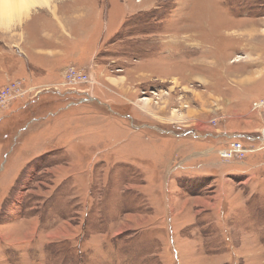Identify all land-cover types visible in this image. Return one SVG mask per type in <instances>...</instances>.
<instances>
[{
	"label": "rangeland",
	"instance_id": "374dc122",
	"mask_svg": "<svg viewBox=\"0 0 264 264\" xmlns=\"http://www.w3.org/2000/svg\"><path fill=\"white\" fill-rule=\"evenodd\" d=\"M64 1L83 67L25 71L26 35L64 36L51 10L0 32V264H264V141L234 136H264V55L232 22L264 0H206L197 23L201 0Z\"/></svg>",
	"mask_w": 264,
	"mask_h": 264
},
{
	"label": "crops",
	"instance_id": "0c3cea01",
	"mask_svg": "<svg viewBox=\"0 0 264 264\" xmlns=\"http://www.w3.org/2000/svg\"><path fill=\"white\" fill-rule=\"evenodd\" d=\"M244 19L232 21L233 26H242L241 28H237L234 31H236L239 35L236 38H240L239 40H242V47L246 51L247 55L250 56H263L264 55V47L259 46V42H262L261 38L264 37V21H256L255 19H247L246 23L243 24ZM245 25V26H244ZM69 26V24H68ZM263 27V28H262ZM263 30V31H262ZM26 35V34H25ZM82 35V34H81ZM63 36V35H62ZM61 36V37H62ZM83 37H76L74 34L72 37L63 36L62 38H58L53 33L48 31V37H41V36H29L26 35V41H24V46L26 48L27 54L24 56L21 52L18 54L19 58L22 59L23 67L25 71H32L35 70L41 71L43 69H46L48 71L52 70L54 64L57 62V60L67 59L69 62L65 65H72L76 64L78 66H84L87 62H90L92 60V57L94 53L96 52V46H93V38L88 39L85 35H82ZM90 37V35H87ZM69 40V43L66 45L64 43ZM48 41V42H47ZM90 42L91 46L88 50L84 49V43ZM215 46V45H212ZM224 46L217 47L218 52L212 50V55L220 54V56L224 55ZM30 52H33L35 55V59H33V56L30 54ZM237 53V52H236ZM25 54V53H24ZM28 55V57H27ZM31 57H30V56ZM227 62V60H225ZM39 67L42 68H38ZM64 66V67H65ZM62 67V69L64 68ZM18 69H21V66L18 65ZM61 69V70H62ZM264 69V68H263ZM44 71V70H43ZM31 72V73H32ZM1 75H0V84L2 83ZM234 136H237L238 138H242L249 143H255L257 141H261V137L259 135H251V134H235ZM197 202H205L201 197L195 201Z\"/></svg>",
	"mask_w": 264,
	"mask_h": 264
},
{
	"label": "bare ground",
	"instance_id": "6f19581e",
	"mask_svg": "<svg viewBox=\"0 0 264 264\" xmlns=\"http://www.w3.org/2000/svg\"><path fill=\"white\" fill-rule=\"evenodd\" d=\"M61 1H64V0H61ZM205 1L206 0H201L198 4H196V8L195 9H194V6L191 7V8L189 7L190 9L185 7L182 11H187L188 10L189 12L185 13V14L182 13L180 15L181 18H183V21L185 19V22L186 21L187 22L188 21H191V22L198 21V22H200L198 17H201V16L204 17L203 14L206 13L205 10H206V7L208 6V4L205 3ZM219 1H218V3H220ZM64 2H66V1H64ZM186 2H188L190 4V0H187ZM188 3H186L187 4L186 6H189ZM218 5L219 4H217V6ZM220 5H222V4H220ZM40 9L51 10L52 11V15L54 16V18H55V20L57 22L56 26L59 27L58 33L59 34H63V35H65L67 33L66 26H64L62 23H60L61 21H64V20H63L62 16H60L58 14L59 13V11H58L59 8L56 6L55 0H0V32L5 33L7 31H10L9 29H11V28H9L8 24H9V22L13 21L16 17L23 15V17H25V19H27L33 11L40 10ZM76 14H78V13H76ZM76 14H74L73 16H67L66 15V18L67 19L68 18L71 19L72 17L75 18ZM80 16H82V14ZM189 28L191 29V27H189ZM189 28H187L188 31L190 30ZM192 31H193V29H192ZM192 36H194V35L190 34V38ZM240 60L241 59H239L238 56H237L235 62L240 61Z\"/></svg>",
	"mask_w": 264,
	"mask_h": 264
},
{
	"label": "built area",
	"instance_id": "2783aa9c",
	"mask_svg": "<svg viewBox=\"0 0 264 264\" xmlns=\"http://www.w3.org/2000/svg\"><path fill=\"white\" fill-rule=\"evenodd\" d=\"M67 78L70 80V82H76V83H89L90 82V78L87 74L83 73L82 71L78 70L76 67H71L67 73ZM10 89V88H9ZM68 90H73V91H77L80 92L78 89H76V87H70L68 88ZM3 94L1 95V102L4 103L8 98H10L11 96H9V92L6 90H3ZM83 92V91H81ZM36 96H38L36 94ZM255 107L258 108H262L264 107V102H259L257 104H255ZM261 141H264V136L261 137ZM239 151V150H238Z\"/></svg>",
	"mask_w": 264,
	"mask_h": 264
}]
</instances>
